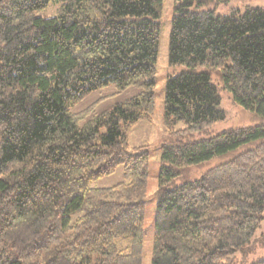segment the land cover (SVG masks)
<instances>
[{
  "label": "trees",
  "instance_id": "16d2710c",
  "mask_svg": "<svg viewBox=\"0 0 264 264\" xmlns=\"http://www.w3.org/2000/svg\"><path fill=\"white\" fill-rule=\"evenodd\" d=\"M226 1L174 0L168 64L184 70L165 85L150 264H237L264 219V124L185 141L225 120L218 85L264 118V10L216 15ZM51 2L56 17H37ZM162 12L163 0H0V264H142L149 152L128 135L154 113ZM111 85L140 93L80 125L70 109ZM119 166L121 183L89 188Z\"/></svg>",
  "mask_w": 264,
  "mask_h": 264
},
{
  "label": "rangeland",
  "instance_id": "374dc122",
  "mask_svg": "<svg viewBox=\"0 0 264 264\" xmlns=\"http://www.w3.org/2000/svg\"><path fill=\"white\" fill-rule=\"evenodd\" d=\"M59 4L50 3L47 8L38 12L37 17L54 18L57 15ZM245 8H260L264 10V0H228L215 6V12L218 16H228L233 10L243 12ZM174 0H163V12L160 19V36L158 46V56L156 62L154 102L155 108L151 121L139 123L128 135V145L130 147H147L149 152L148 183L145 198L144 212V239H143V260L142 264H150L154 246V220L157 205L158 175L160 168V150L164 144H169L168 132L163 126L165 85L168 77L180 74L183 67H170L168 64L169 36L171 32V21L173 17ZM216 79V77H213ZM215 83L219 84L218 80ZM219 87L220 107L225 113V120L215 123L210 129L209 136L196 134L193 138L185 141L200 140L213 137L224 133L230 129L252 127L264 124V118H259L246 111L241 106L233 102L231 94ZM140 93L136 87H129L124 91L118 92L114 86H108L104 89L95 91L84 98L76 106L70 109L71 114L77 115L86 113L80 125L94 116L108 111L115 105L124 102ZM184 128L183 124L178 129ZM256 144L249 145L235 153L227 156L213 158L199 166L190 168L185 174L175 179L169 186L173 188L181 186L187 182L199 179L208 170L230 160L238 153L250 148ZM123 168L119 166L115 172L109 176L94 180L89 183L91 189L111 188L123 181ZM264 216V213H263ZM237 264H253L264 259V219L261 226L255 232L251 242L245 249L236 256Z\"/></svg>",
  "mask_w": 264,
  "mask_h": 264
}]
</instances>
